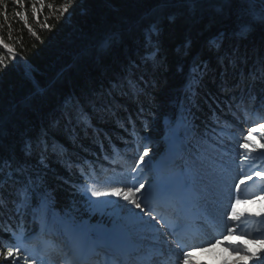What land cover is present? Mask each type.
<instances>
[{"label":"trees","instance_id":"trees-1","mask_svg":"<svg viewBox=\"0 0 264 264\" xmlns=\"http://www.w3.org/2000/svg\"><path fill=\"white\" fill-rule=\"evenodd\" d=\"M4 3L9 19L0 15V40L14 52L0 43V163L24 172L0 183V253L38 235L55 210L85 201L94 168L122 155L128 141L149 149L146 160L165 153L166 135L183 121L177 97L196 65L198 127L184 137L188 155L204 158L200 144L216 145L221 130H233L234 112L253 128L264 122L260 0H25L19 10L28 13V26L14 15V0ZM213 109L220 116L215 132ZM29 178L34 195L17 210ZM255 181L264 197V175Z\"/></svg>","mask_w":264,"mask_h":264},{"label":"rangeland","instance_id":"rangeland-1","mask_svg":"<svg viewBox=\"0 0 264 264\" xmlns=\"http://www.w3.org/2000/svg\"><path fill=\"white\" fill-rule=\"evenodd\" d=\"M233 120L235 122L234 129L221 130L220 141L216 145L207 142L200 144L204 158L187 154L189 149L184 137L190 136L191 131L186 132L183 120L166 135L165 153L152 160L153 164L159 165V173L154 177L160 174H174L189 183L186 199L190 203H194L195 210L200 213L201 220L205 223L201 224L202 227H209V231L206 232L208 240L206 238L201 239L202 246L186 245L187 241L182 238L178 231L174 232L171 227H166L164 229L165 235L162 239L157 240L153 238L157 236L155 231L145 233L136 226L130 225L126 227L127 236L121 247L119 249L114 248L107 254L108 264L114 261L119 252H129L130 258L137 256L136 259H133L135 264L145 258L154 259V264L155 260H159L161 264H183L184 251H191L192 253L190 264H237V262L249 264L247 262L253 258L249 257L246 252L234 251L233 247H229V245L240 244L247 249V252L253 254H256L258 248L264 246L260 243L258 233L261 231L260 220L264 219V211L262 210L264 198H261L263 197L262 192L259 193L254 185L256 178L259 177L255 173H264L260 169L261 167H258L259 163L262 162L259 156L264 157L262 154L264 149L259 147L264 144L262 138L264 137V130L259 127V125H264V122L260 120L257 127L253 128L251 126L253 120L251 121V119L249 120L237 112H234ZM249 129H255V131L249 132ZM244 136H248L251 141L247 150L239 147L244 142ZM176 137H179V140ZM123 147L122 155L117 152L116 155L103 157L98 164L99 168H94L90 179H88L87 199L85 201L73 205L64 212L55 210L51 216V221L48 224H43L44 236L43 233L42 236L51 238L48 241H43L48 245V248L45 246L43 248L37 240L31 242L29 237L22 239L20 247L26 250L20 252L22 257L20 264H26V262L27 264H73L72 260H76L80 255H77L74 250V248L79 249L76 246L74 234L69 228L70 224L78 225L82 232H90L93 239H96L99 234L111 231L114 223H124L122 220L117 221L116 216L112 213L119 211V206L126 205V201L117 197H101L99 198L101 200H112L113 205L96 207L89 203L90 200L97 199L91 196L92 188L104 190L111 187H124V184L117 181L127 177L132 167H137L136 162L144 150L142 144L130 140ZM134 152L135 155H133ZM147 160L145 159V161ZM150 173L152 172L148 173V177ZM192 173H196L194 180L189 179ZM247 177H251V179H247ZM242 179L244 182L237 190L235 184L240 183ZM237 198L247 202L237 206L238 212L243 214L240 220L228 221L226 227L233 229L230 234L225 230L221 216L225 212H231L230 204L234 203ZM42 205L45 206L46 202H43ZM128 207L132 206L128 205ZM135 211L139 212V209ZM160 211L157 209L153 215L161 213ZM87 216H96L97 221L91 222L86 219ZM165 216L170 222H175L177 218V214L173 212L167 213ZM223 219L228 220V217L224 216ZM62 236L70 241L67 245L62 241ZM145 236L148 239H142ZM216 240H222L223 243L217 244L215 243ZM59 243L62 244V249L55 251L56 248H59L57 246ZM105 247L102 248L105 249ZM98 248L101 247L90 248L85 252L79 250V253L91 254L89 257H92ZM62 253H66V257H63ZM139 254L142 257L137 260ZM167 254L168 256H166ZM13 259L15 260V258ZM96 260L102 261L99 257Z\"/></svg>","mask_w":264,"mask_h":264},{"label":"snow or ice","instance_id":"snow-or-ice-1","mask_svg":"<svg viewBox=\"0 0 264 264\" xmlns=\"http://www.w3.org/2000/svg\"><path fill=\"white\" fill-rule=\"evenodd\" d=\"M187 2L194 3L195 0H187ZM14 3L17 6V11H15L14 15L19 18L20 21L23 22L24 25H29V16L26 11L19 10L26 8L25 0H14ZM41 6H43V0H40ZM261 4H264V0H260ZM0 5L3 6L4 11L0 13L3 15L4 20L8 21V5L4 3V0H0ZM32 13L35 15L38 11L36 3L33 2L31 5ZM51 7V5H49ZM260 19H264V13L260 16ZM30 27V26H29ZM242 28H246V25H242ZM151 40V34L147 37ZM0 43L3 44V47L7 49L9 52H14V49L8 43H4L0 40ZM211 43H215L212 41ZM102 46H109V41L105 40L102 42ZM200 71L198 65H196L193 71L189 74V80L183 86V91L177 97V103L179 105V110L181 113V118L185 122L186 132L193 131L198 126L194 123L198 117L195 112L192 111L193 108L198 109V105L194 100V97L197 95L194 81L197 79V73ZM131 83V82H129ZM118 85H113V87H117ZM228 97L225 96V100ZM215 102V101H214ZM228 108L231 109V103L227 104ZM217 109L220 108V104L217 103ZM82 111V110H81ZM222 112V109H221ZM234 115V113H233ZM211 120H212V131H216V125L220 123V116L217 115L216 109H213L211 112ZM205 135L207 136V122L205 121ZM261 130H264V125H259ZM255 131V129H249V132ZM193 131V135H194ZM264 138V137H262ZM179 140V137H176ZM244 142L239 145L241 149L247 150L249 149V145L251 144L248 136L243 137ZM45 145V150H46ZM260 149H264V144H261ZM149 149L147 147L144 148L143 153L139 155V160L136 162L137 167H132L131 172L127 177L117 181L118 183H122L124 187H111L104 190H98L96 188L91 189V196L96 197V200H90L89 203L96 207H107L113 205V201L110 199L101 200V197H117L126 201V205H120L119 211H114L112 214L116 216L117 221H124L123 224L114 223L113 229L111 231H107L105 233L99 234L96 239H93V236L90 232H82L78 225L70 224L69 228L73 232L75 237V242L77 248L81 252H85L88 249H95L97 247H112L119 249L124 242L125 237L127 236L126 227L130 225L136 226L142 232H150L155 231L157 236L153 237L154 239L160 240L165 235L164 229L166 227H171L174 232H177L185 227L184 218L180 214L183 210V205L185 203V198L187 194V189L189 188V183L183 181L179 177L174 174H160L155 178L149 179V172H157L159 173V165L153 164L152 158L149 157L147 161H145V157L148 156ZM264 154V153H262ZM143 165V166H141ZM7 168L8 171L5 174L4 169ZM147 169V171H146ZM24 172V169L17 168L12 169L11 162H3L0 163V183L6 184L9 181H15L16 177H14L13 173ZM257 176L264 175L260 172L255 173ZM196 178V173H192L190 176V180H194ZM247 179H251V177H247ZM144 181V182H141ZM244 180L242 179L240 183L235 184V188L237 190L240 189L241 184H243ZM130 184V186H128ZM147 185V187H146ZM34 195V182L31 178L28 180V186L20 190V200L17 203V210L20 207H23L28 204L30 198ZM264 198V197H261ZM247 201H242L239 198L235 200L234 203L230 204L231 212L223 213L221 216V220L225 225V230L230 234L233 229L227 228L226 225L228 221L236 222L239 221L242 213L238 212L237 206L241 203H246ZM131 205L132 207H128ZM172 207L177 210V218L175 222H170L168 218L161 214L157 213V215H153L154 212L157 211L158 208ZM139 209V212L135 210ZM227 216L228 220H224L223 217ZM159 226V227H157ZM142 239H148V237H142ZM215 243L220 244L223 243L222 240H216ZM260 243L264 245V240H261ZM229 247H233L234 251H243L246 252L247 255L254 259V264H264V251L260 254H253L247 252V249L244 248L240 244L229 245ZM26 249L22 247L10 246L7 247L6 251L0 253V256L5 258V264H20V260L22 257L20 256V252ZM191 251L183 252V264H190ZM13 258L15 260L13 261ZM31 259V258H29ZM27 264V262H26ZM75 264V262H74ZM239 264V262H237Z\"/></svg>","mask_w":264,"mask_h":264},{"label":"bare ground","instance_id":"bare-ground-1","mask_svg":"<svg viewBox=\"0 0 264 264\" xmlns=\"http://www.w3.org/2000/svg\"><path fill=\"white\" fill-rule=\"evenodd\" d=\"M75 253H77V255H78V254H79V255L82 254L81 252L79 253V250H76V249H75ZM83 254H84V255H88V254H86V253H83ZM166 256H168V254H167ZM155 264H161V263H160L159 260H158V261L155 260Z\"/></svg>","mask_w":264,"mask_h":264}]
</instances>
